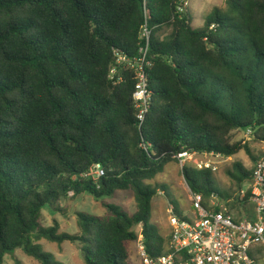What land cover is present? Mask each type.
Masks as SVG:
<instances>
[{
    "label": "trees",
    "instance_id": "trees-1",
    "mask_svg": "<svg viewBox=\"0 0 264 264\" xmlns=\"http://www.w3.org/2000/svg\"><path fill=\"white\" fill-rule=\"evenodd\" d=\"M178 1L0 0V264L17 248L62 264L41 239L77 241L85 264H132L138 225L147 252L159 256L169 239L151 222L160 186L148 180L182 151H244L254 166L258 155L234 131L251 128L264 143V0H225L197 28ZM145 22L152 95L139 127L135 72L118 65L109 74L119 55H137ZM96 162L104 170L97 184L83 175ZM252 170L235 163L227 175L240 189ZM181 174L204 200L249 203L222 194L209 169L187 162ZM119 190L133 193L134 212L106 202L101 215L77 211L78 234L41 222L43 208L58 211L68 197Z\"/></svg>",
    "mask_w": 264,
    "mask_h": 264
},
{
    "label": "built area",
    "instance_id": "built-area-1",
    "mask_svg": "<svg viewBox=\"0 0 264 264\" xmlns=\"http://www.w3.org/2000/svg\"><path fill=\"white\" fill-rule=\"evenodd\" d=\"M188 0H179L178 12L188 9ZM145 14H147L145 10ZM151 30L147 23L142 27L138 53L131 58L119 55L115 65L110 69L109 78H113L117 66L132 69L135 72L136 82L132 92V99L136 109L138 126L144 121L151 104V90L148 85L147 60ZM121 76L119 80H121ZM246 136L254 137L251 128L244 130ZM200 157V159H196ZM226 159L214 152L182 151L176 155L180 168L187 162H193L198 169L217 170V160ZM196 159V160H195ZM95 184L104 170L100 163H94L83 174ZM248 190L239 189L238 196H247L248 202L253 204L251 215L238 216L225 205L219 202L218 195L204 200L201 193L191 192V205L194 215L183 219L172 213L169 216L170 237L166 251L159 256H151L145 246L142 228L137 232L134 241L137 254L142 264H258L264 261V152L257 156L251 180L248 181ZM72 195V192H69ZM216 198V200L214 199ZM209 200V202H208ZM207 201V202H206Z\"/></svg>",
    "mask_w": 264,
    "mask_h": 264
},
{
    "label": "rangeland",
    "instance_id": "rangeland-1",
    "mask_svg": "<svg viewBox=\"0 0 264 264\" xmlns=\"http://www.w3.org/2000/svg\"><path fill=\"white\" fill-rule=\"evenodd\" d=\"M188 3V9L192 16V25L195 28L203 25L205 16L214 7L219 9H225L226 7L225 0H188ZM168 32L169 29L163 30L161 32L162 37ZM234 138L236 140L243 139L247 141L252 152L258 156L264 152V143L255 140L254 137L246 136L244 130L234 131ZM225 158L226 159L220 158L217 160V170L213 172L212 180L215 187L222 194H225L227 190L232 194H238L239 189H237V185L228 177L227 170H232L235 163L241 164L246 170L252 169L253 162L244 151H240L231 157ZM196 159H200V157ZM190 164L193 165V162H190ZM236 172L238 173V171ZM147 182L152 186H160L157 189V194L152 198L151 222L156 225L159 234L168 240L170 233V210H172V213L184 218H189L194 215L190 198L191 191L181 174L180 166L175 161L168 163L162 172L158 173L155 178ZM248 187L247 181L240 186V189L248 190ZM214 199L216 200V198ZM218 199L219 202H223L227 205L235 215H251L253 212V204L250 202L246 205L237 202L236 208H232V202L227 200L222 201L219 196ZM105 202L120 205L128 213H132L136 210L135 199L133 193L130 191L119 190L113 197H104L101 199L94 198L85 193L76 200H71L68 197L60 203L55 204L53 208L58 209V211L48 207L43 208L41 222L44 226H49L53 223V220L56 219L59 233L67 232L70 234H78L79 229L76 224V212L82 211L93 215H101L105 212ZM134 230L139 232L140 226L134 227ZM39 243L43 251L51 253L53 259L62 264H85L80 251V244L77 241L72 242L65 240L62 243H57L47 239H41ZM130 261L132 264H142L134 243L131 245ZM16 262H20L21 264H40L38 260L26 255L19 248L7 253L1 264H15ZM258 264H264V261H259Z\"/></svg>",
    "mask_w": 264,
    "mask_h": 264
}]
</instances>
